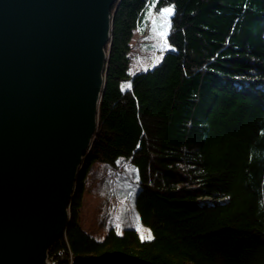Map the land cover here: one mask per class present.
<instances>
[{"label": "trees", "instance_id": "1", "mask_svg": "<svg viewBox=\"0 0 264 264\" xmlns=\"http://www.w3.org/2000/svg\"><path fill=\"white\" fill-rule=\"evenodd\" d=\"M168 8L162 58L132 74L135 32ZM112 14L98 130L50 261L264 264V0H118ZM105 186V205L131 194L146 237L84 227Z\"/></svg>", "mask_w": 264, "mask_h": 264}, {"label": "water", "instance_id": "2", "mask_svg": "<svg viewBox=\"0 0 264 264\" xmlns=\"http://www.w3.org/2000/svg\"><path fill=\"white\" fill-rule=\"evenodd\" d=\"M118 0H0V264H53L98 130Z\"/></svg>", "mask_w": 264, "mask_h": 264}, {"label": "rangeland", "instance_id": "3", "mask_svg": "<svg viewBox=\"0 0 264 264\" xmlns=\"http://www.w3.org/2000/svg\"><path fill=\"white\" fill-rule=\"evenodd\" d=\"M170 15L164 14V10L157 12L152 9L147 25L135 32L130 55L132 74L153 67L162 58L163 51L167 48L165 37L170 25ZM100 179L102 181V176L97 178L94 183L97 185ZM110 187L112 188V186ZM110 187L105 186V192L101 190L91 193L87 197L83 210L84 227L95 229L98 234H105L108 224H112V221L120 232L130 223H134L135 225H133L146 237L147 230L135 222V212L130 199L131 194H117L114 201L105 205L106 201H110L105 198L106 195H109L107 192L111 193ZM101 188L103 189V186Z\"/></svg>", "mask_w": 264, "mask_h": 264}, {"label": "snow or ice", "instance_id": "4", "mask_svg": "<svg viewBox=\"0 0 264 264\" xmlns=\"http://www.w3.org/2000/svg\"><path fill=\"white\" fill-rule=\"evenodd\" d=\"M172 11H173V10H172L171 8L165 9V10H164V14H171ZM142 238H143V237H142ZM151 238H152L151 235H149V236H148V239H151Z\"/></svg>", "mask_w": 264, "mask_h": 264}, {"label": "bare ground", "instance_id": "5", "mask_svg": "<svg viewBox=\"0 0 264 264\" xmlns=\"http://www.w3.org/2000/svg\"><path fill=\"white\" fill-rule=\"evenodd\" d=\"M78 186V185H77Z\"/></svg>", "mask_w": 264, "mask_h": 264}]
</instances>
